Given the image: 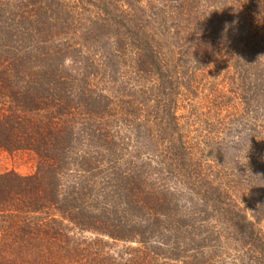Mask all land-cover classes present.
Returning <instances> with one entry per match:
<instances>
[{
  "label": "trees",
  "instance_id": "1",
  "mask_svg": "<svg viewBox=\"0 0 264 264\" xmlns=\"http://www.w3.org/2000/svg\"><path fill=\"white\" fill-rule=\"evenodd\" d=\"M165 1L163 15L184 18L175 32L188 35L178 48L195 55L201 68L239 43L240 49L250 48L247 55L239 50L242 55L231 64L241 76L243 99L253 89L260 101L264 0ZM118 11L114 19L97 14L82 23L83 14L67 0H0V149L30 152L37 161L32 175L0 174V264H228L221 240L239 235L261 255L264 238L255 222L229 212L231 186L207 180L221 177L209 163L218 157L196 156L181 132L184 125L171 111L176 74L161 66L155 39L145 34L126 46L135 55L129 61L134 76L154 80L150 89L138 96L97 88L96 71L113 69L126 56L117 50L98 67L99 60L83 51L100 43V31L125 18ZM245 26L248 36L240 33ZM161 79L171 85L169 92L156 85ZM190 82L184 90L191 89ZM160 87L166 100L151 104V92L155 96ZM121 124L130 133L144 132L154 144L151 154L140 141L125 158L114 131ZM157 131L169 148L153 167ZM82 143L89 148L84 153ZM111 242L123 246L116 250ZM261 258L254 264H264V252Z\"/></svg>",
  "mask_w": 264,
  "mask_h": 264
},
{
  "label": "rangeland",
  "instance_id": "2",
  "mask_svg": "<svg viewBox=\"0 0 264 264\" xmlns=\"http://www.w3.org/2000/svg\"><path fill=\"white\" fill-rule=\"evenodd\" d=\"M163 2L166 1L67 0L69 5L76 7L77 13L83 14L82 23L85 22L83 17L95 18L99 14L101 17L111 20L114 19L115 13L121 14L118 10L127 13L125 18L123 15V19H117L116 22H113L117 27L100 31L99 44L85 45L83 51L84 55L90 56L89 59L99 60L96 64L98 67L103 65L105 56L110 53L114 55L117 50L119 52L122 50L123 58L126 56L123 60L117 59L119 62L113 69L99 68V71H96L98 73L97 88L108 95L113 94L117 89L119 91L123 89L126 92L134 91L139 96V93L144 91L146 87L150 89L153 86L154 80L152 78L147 81V78L143 80L134 76L129 61L135 55L133 51H128L126 46L144 39L142 36L145 34L155 39L154 43L158 48L157 50L161 52V66L164 70H170L176 74L175 81L171 83L175 87V96L172 95L173 99H171L173 100L171 111L176 113L181 119L180 124L184 125L181 132L187 136V140L193 145L196 156L200 157L201 153L204 152L206 156H212L213 160H215L214 157H218V161L209 163L214 168H211L212 173H217L221 177L214 181L208 176L207 180L219 182L217 185L224 183L223 187L231 186V196L229 195L228 200H226L228 204H231L229 212L236 211L239 215L246 216L248 221L255 222L258 237L261 234L264 238V95L262 94L260 101L259 99L255 101L254 90L251 89L248 93H244L246 99H243L241 76L232 65L236 64L232 60L233 58L236 59L242 54L247 55L250 48L240 49L241 43H239L236 50L235 48L229 49L227 52L224 50L219 60L216 61L219 63L211 61L212 63L201 68L197 64L198 58L195 55L189 54L190 51L187 49L178 48L179 45H186L184 36L186 37L188 34L185 31L180 35L175 32V30L180 29L179 23H183L184 18L180 19L178 16L171 18L163 15L161 13ZM173 3L177 5L176 1ZM84 8L85 10H83ZM105 9L108 15L103 12ZM258 22L255 20L253 24L258 26ZM118 23H122L121 26ZM129 24H135L142 28L136 31L132 29L135 26L130 28ZM248 30V26H245L244 30H240L241 35L248 36ZM76 39H78L79 46L84 43L81 29L77 31ZM120 40L121 44L117 43ZM239 50L244 53L239 54ZM227 55L234 57L225 60ZM122 61L126 63H121ZM231 61L234 63L231 64ZM236 62H242V60L237 59ZM241 64L246 65L244 62ZM164 73L166 72L164 71ZM183 73L184 75H182ZM180 75L183 77L180 78ZM187 79L191 80L189 91L182 87ZM165 82L164 79H161L156 85L163 86L166 92H169L167 87L169 88L171 85H166ZM165 90L160 87L159 93L155 96L151 92L150 95L153 96L150 100L151 104L158 102V100H166L167 96L163 98L164 95L161 93ZM142 95H140L141 98ZM120 98L121 100L125 99V97ZM248 101L249 103H247ZM165 112L167 111H164V114ZM155 126L153 124V128ZM114 131L120 144L124 143L122 146L125 148V158L128 157V152H131L133 145L140 141L143 142V147L147 153L151 154L154 144H152L153 147L150 146L151 143L147 142V138L145 139L144 132L143 134L130 133L125 124L116 126ZM158 132L156 134L160 146H158V153L152 155L150 162L153 167L159 160L162 161L161 159H163L164 153L160 154V152H167L169 148L168 143L161 139L163 135L160 136ZM86 141V139L83 140L84 143ZM84 143L79 147L81 153H84V150H89ZM36 169L37 161L34 154L30 152L9 153L0 149V174L15 172L22 176H28L34 174ZM69 178H72V175ZM223 189L226 190L227 188ZM243 237L240 235L238 239H226L224 237L221 240V246L225 250L222 259L225 263L254 264L257 261L256 258L262 259L261 256L263 257L264 252L262 247L261 251L259 250L261 255H259L257 254L258 249L256 251L249 245L250 243H247L246 237ZM110 244L114 245L116 250L123 246L117 242ZM262 246L264 248V244Z\"/></svg>",
  "mask_w": 264,
  "mask_h": 264
}]
</instances>
